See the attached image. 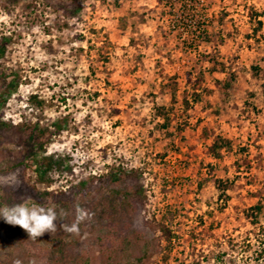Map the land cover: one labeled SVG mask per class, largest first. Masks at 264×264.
Here are the masks:
<instances>
[{
	"label": "rangeland",
	"instance_id": "rangeland-1",
	"mask_svg": "<svg viewBox=\"0 0 264 264\" xmlns=\"http://www.w3.org/2000/svg\"><path fill=\"white\" fill-rule=\"evenodd\" d=\"M22 123L54 132L43 152ZM12 150L61 170L37 182ZM0 151L2 204L58 216L19 264H106V228L141 264L161 225L149 264H264V0H0ZM25 239L0 220V264Z\"/></svg>",
	"mask_w": 264,
	"mask_h": 264
},
{
	"label": "trees",
	"instance_id": "trees-1",
	"mask_svg": "<svg viewBox=\"0 0 264 264\" xmlns=\"http://www.w3.org/2000/svg\"><path fill=\"white\" fill-rule=\"evenodd\" d=\"M11 0H3V4L4 3H9ZM46 2L51 3L53 0H44ZM16 2V0H12V3ZM8 5V4H7ZM66 8V7H65ZM66 10L71 11V9L66 8ZM222 92H225V88H224V84L222 82ZM32 102L35 101L37 105H42L43 102L42 101H38V97L36 95L31 97ZM19 128H25L27 131L25 132V136H27L29 139H33V143L35 145H37V149L40 152H43L45 145L49 143V140L51 138V135L54 133L53 131H49L48 128H39L38 125H29L27 123H22L21 125H18ZM56 129L58 132L61 131L59 125H56ZM230 145V141L227 139H224L222 137H217L215 143L213 144L212 147V152L215 153V150L217 149H224L227 146ZM214 150V151H213ZM1 154H3V151H0ZM22 158V155L20 156V152L16 151V150H12V168H15V164L18 165H22L25 168V175H28V170H31L29 168H32V172L35 174L36 176V181L38 182H42L45 184H50L51 185V179H50V173L56 172V171H60L61 170V165L58 164V162L56 160H54L53 157H42L40 160H36L34 162H32L31 164H27L25 163V159L27 160L28 158L24 157V160H19ZM17 165V166H18ZM10 166V164H9ZM0 169H1V165H0ZM33 177H29V180H32ZM123 179H125V175L121 174V175H116L114 177V181L115 182H121ZM224 182V181H223ZM220 180L217 181V183H223ZM227 183V182H224ZM32 188H35V185H32ZM224 189H226V187H224ZM69 190V189H68ZM121 195L124 196V201L126 203V205L129 207V210L134 211L135 210V204H133L134 202L131 201V198L136 197L137 194H135L134 190L132 188L126 190V191H115ZM107 204L105 202L102 201V206H106ZM0 206H3L2 202L0 201ZM254 211H257L258 214H261V212L264 214V204L261 203V201H259L257 203V205L253 208ZM108 209H105V213L106 216L108 214ZM160 230H161V235L157 238H154V240L149 241V240H145V241H140V251H141V255L139 256V258L137 259L138 262H140L141 264H149L148 262L150 261L152 254L156 251L159 250V248L162 246V241L171 243L173 240V233L172 231L167 228L166 225H161L160 226ZM116 230L115 229H110V228H106L102 231L103 233V237H99V241H100V246L101 249L103 251H107L110 253L109 258L106 262V264H131L128 262V256L127 253H129L131 251V247L133 246L132 241L129 238H125L123 240V252L126 254V256L123 257H117V251H120V249H113V248H109L107 246V240L112 241L115 237H116ZM141 240V239H140ZM26 243L29 244H33V240L28 239V240H24V242H21L17 252L14 251L13 255H11V258L8 260L9 264H19L21 262L25 261V257H27L28 255L31 254L30 252V247H27ZM32 246V245H31ZM35 251L37 249H34ZM35 254H37V252H35ZM83 264H90V261L87 259L86 261H84Z\"/></svg>",
	"mask_w": 264,
	"mask_h": 264
},
{
	"label": "clouds",
	"instance_id": "clouds-1",
	"mask_svg": "<svg viewBox=\"0 0 264 264\" xmlns=\"http://www.w3.org/2000/svg\"><path fill=\"white\" fill-rule=\"evenodd\" d=\"M83 218L81 215L78 220ZM0 220L12 226H19L28 233L30 238L37 239L45 233L50 234L57 230L58 216L54 208L30 205L25 202L12 206H0ZM66 230L75 232L77 228L73 225L71 228L66 227Z\"/></svg>",
	"mask_w": 264,
	"mask_h": 264
}]
</instances>
